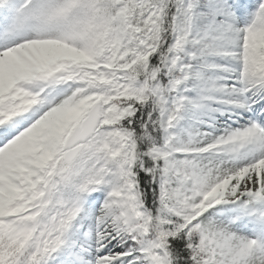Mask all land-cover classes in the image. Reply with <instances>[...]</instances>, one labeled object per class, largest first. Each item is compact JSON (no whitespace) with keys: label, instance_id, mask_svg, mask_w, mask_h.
<instances>
[{"label":"snow or ice","instance_id":"6c2138e0","mask_svg":"<svg viewBox=\"0 0 264 264\" xmlns=\"http://www.w3.org/2000/svg\"><path fill=\"white\" fill-rule=\"evenodd\" d=\"M0 264H264V0H0Z\"/></svg>","mask_w":264,"mask_h":264}]
</instances>
